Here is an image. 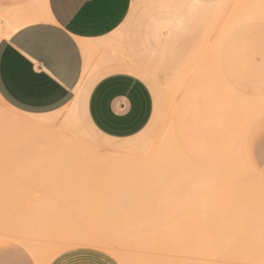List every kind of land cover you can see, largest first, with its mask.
<instances>
[{
	"label": "rangeland",
	"instance_id": "obj_1",
	"mask_svg": "<svg viewBox=\"0 0 264 264\" xmlns=\"http://www.w3.org/2000/svg\"><path fill=\"white\" fill-rule=\"evenodd\" d=\"M111 42L147 69L153 113L135 136H102L79 100L33 112L0 95V226L21 230L0 231V264H264V0H132ZM217 95L239 104L236 133L208 154L230 157L226 172L189 154ZM59 215L79 230L47 239Z\"/></svg>",
	"mask_w": 264,
	"mask_h": 264
},
{
	"label": "crops",
	"instance_id": "obj_2",
	"mask_svg": "<svg viewBox=\"0 0 264 264\" xmlns=\"http://www.w3.org/2000/svg\"><path fill=\"white\" fill-rule=\"evenodd\" d=\"M132 0H0V95L44 112L73 101L102 136L126 139L153 113L147 69L115 54ZM5 264H14L13 260Z\"/></svg>",
	"mask_w": 264,
	"mask_h": 264
},
{
	"label": "bare ground",
	"instance_id": "obj_3",
	"mask_svg": "<svg viewBox=\"0 0 264 264\" xmlns=\"http://www.w3.org/2000/svg\"><path fill=\"white\" fill-rule=\"evenodd\" d=\"M212 90H210V91H207V96L209 95L208 94V92L210 93ZM213 91H215V90H213ZM216 92H218L217 90H216ZM222 92V91H221ZM219 93V92H218ZM226 94V93H225ZM219 95V94H218ZM217 95V96H218ZM221 95V94H220ZM226 95H228V96H230L229 94H226ZM78 98H79V95L77 94V96H75V98L73 99V101L75 102V103H77V101H78ZM210 98V97H209ZM208 98V99H209ZM229 98V97H228ZM1 99V98H0ZM2 100V99H1ZM210 100V99H209ZM235 100V99H234ZM72 101V102H73ZM197 101H198V95H196V93L194 94L193 93V95L192 96H190L189 97V103L190 104H192V106L193 107H195L196 108V105H197ZM3 102V101H2ZM237 103H238V101H237ZM210 104V105H209ZM243 104V103H242ZM195 105V106H194ZM239 105V104H238ZM237 105V106H238ZM241 105V104H240ZM244 105V104H243ZM236 106V100L235 101H232V98L230 99V100H228L227 99V97H225V95L224 96H218V97H216L215 99H213L211 102L210 101H207V107H206V110H205V113H204V118H205V120L202 122V124H201V126L200 127H198L197 128V131L195 132V137L196 138H193V140L192 141H190L189 142V146H190V149H191V152L189 153V154H196L197 156H198V158H199V161L198 162H195V164L199 167V168H201V169H207V168H215V169H219L221 172L222 171H231V170H233L234 169V167H235V163H233L232 162V160H231V158L229 157V159H226L225 157H222V156H217V157H214V159H211L210 158V156L208 155V154H214V156H215V154H220V153H222L221 152V149H222V151L224 150V148H225V144H226V141H228L227 139L229 138V137H231L234 133H236V131H237V129H238V126H237V123L238 122H236V120H237V115H236V112H237V107ZM248 110V109H247ZM246 113V112H245ZM51 119H53V118H44V117H40V119H38V120H35V125L36 126H42V125H44V124H46V122L49 120H51ZM32 123V122H31ZM33 124V123H32ZM230 125V129L231 130H229V128H228V126ZM231 125H233V126H231ZM233 132V133H232ZM191 140V139H190ZM234 142V141H233ZM227 145H228V143H227ZM227 150V149H226ZM54 152V151H53ZM189 152V151H188ZM224 152V151H223ZM27 153V152H26ZM63 154V153H62ZM227 156V155H226ZM212 157V156H211ZM155 163V162H154ZM203 171V170H202ZM227 173H229V172H227ZM85 208H87V206L85 207ZM94 208H96V207H94ZM95 210H97V209H95ZM94 210V212H97V211H95ZM90 211H91V209H90ZM89 211V212H90ZM88 212V213H89ZM92 212H93V210H92ZM90 214H92L91 212H90ZM93 215V214H92ZM62 215H59L58 217L60 218ZM63 217V216H62ZM62 217H61V221H59V222H62V223H60V225L61 224H65V223H63L64 221H65V219L67 218V217H65L64 218V220H62ZM54 218V217H53ZM56 218V217H55ZM68 220H69V218H67ZM74 221H72V220H70V223H66V224H68L67 225V227L69 228V230H68V228H67V230H63V231H61L62 230V228L59 230V229H57L58 228V226H60L58 223H57V221L58 220H56V221H52V223L51 224H53L54 223V228L56 227V229L55 230H57V233L58 234H56L54 231H53V233H50L52 230H54V228L52 227V229H50L49 227H47L48 226V224L51 222V221H48L47 223L48 224H46L45 225V227L48 229V231L45 229V231H46V233H47V235H52V237L53 236H55V239L54 238H50V235H49V237L47 238V239H54V240H60V238H62L63 239V237H62V235H68V234H64V233H66L67 231L69 232V235H70V237H71V235L72 234H74V235H76L75 233H76V231H75V233H72L71 234V230L74 232V230L78 227V229H76L77 231L79 230V224L77 225V223L79 222L78 221V219H77V221H76V226L77 227H74L75 226V224L74 223H72V222H75V220H76V218L75 219H73ZM65 222H69V221H65ZM44 223V222H43ZM46 223V222H45ZM72 223V227H73V229H72V227L70 226V224ZM55 224H58V226L56 225L55 226ZM66 224L64 225L65 227H66ZM9 226V227H8ZM50 226V225H49ZM64 226H62V227H64ZM70 226V227H69ZM61 227V226H60ZM11 228V229H10ZM12 228H14V229H12ZM71 228V229H70ZM5 229H7L6 231H5ZM19 229V228H18ZM38 229V228H37ZM43 229V230H44ZM63 229H65V228H63ZM12 230H14L13 232H11ZM39 230H42V228L41 229H39ZM49 230H51V231H49ZM60 231V233H59V231ZM0 231L1 232H3V231H5V232H3V233H7V234H15L16 232L18 233V232H20L21 230H17V228L16 227H14V226H12V225H7V226H0ZM66 231V232H65ZM63 232V233H62ZM21 233V232H20ZM20 233H18V234H20ZM42 233V232H41ZM44 233V232H43ZM55 234V235H54ZM61 234V235H60ZM47 235H46V237H47ZM57 236H60V238L58 237V239L56 238ZM73 236V235H72ZM77 236H79V234H78V232H77ZM76 236V237H77ZM87 236V235H86ZM91 236V235H90ZM95 236V238L97 239V237L96 236H99V235H92L91 237H94ZM105 236H109V235H105ZM36 238H34V240L35 241H37V242H35V241H33V242H35V244L34 243H31V241L29 242L30 244H32L31 246H32V248L34 249H36V251H40V250H42L41 248H44L45 246H43V247H41L40 249L37 247L36 248V244H38L40 241H41V243H42V241L44 240L45 242H47V244H48V242H50L51 240H47L46 238H45V235H43V237L41 236V239L39 238L40 237V235L38 236H35ZM37 237H38V239H40L39 241H38V239H37ZM85 237V236H84ZM84 237H83V239H84ZM89 238V239H92V238ZM103 237H104V235H103ZM117 237V236H116ZM42 238H43V240H42ZM45 238V239H44ZM85 238H87V237H85ZM105 238V237H104ZM103 238V239H104ZM110 238H112V237H110ZM109 238V239H110ZM65 239V238H64ZM68 239H69V236H68ZM78 239V238H77ZM82 239V240H83ZM100 239H101V237H100ZM108 238H106V240H107ZM108 239V240H109ZM115 239V238H114ZM113 239V240H114ZM119 239V238H118ZM47 240V241H46ZM80 240V239H79ZM112 240V239H111ZM121 240V239H120ZM123 240H124V237H123ZM122 240V241H123ZM75 241V240H74ZM96 241V240H95ZM122 241H120V243L122 242ZM105 242V241H104ZM113 242H116V240L115 241H112V242H110V243H113ZM117 242H118V240H117ZM116 242V243H117ZM125 242H126V239H125ZM119 243V242H118ZM119 243V245H121ZM122 243H124V242H122ZM114 245H115V243H113ZM33 245L35 246V247H33ZM45 245V244H44ZM118 245V244H117ZM116 245V246H117ZM38 246L40 247L41 245H39L38 244ZM115 246V247H116ZM124 246H125V244L123 245V249L125 250V248H124ZM113 247V246H112ZM121 247V246H120ZM48 248V247H47ZM117 249H119L118 247H116ZM35 249H34V251H35ZM39 249V250H38ZM46 248H44V250H45ZM48 249H51V247L50 248H48ZM47 250V249H46ZM121 252H122V249L120 248L119 249ZM48 251V250H47ZM116 251V250H115ZM118 251V250H117ZM41 252V251H40ZM39 252V253H40ZM123 252H125V251H123ZM122 252V253H123ZM37 253V252H36ZM36 253H35V255H36ZM42 253H44L45 254V251H43L42 250ZM116 253V252H115ZM120 253V252H119ZM121 253V254H122ZM127 253H129L128 252V249L126 248V252H125V254H127ZM125 254H123V256H124V259H126V258H128V256H125ZM39 255V254H38ZM38 255H36V256H38ZM116 255H117V253H116ZM119 255V254H118ZM184 256V255H183ZM182 255L180 256V257H183ZM185 256H187V255H185ZM40 257V256H39ZM179 257V258H180ZM176 258V257H175ZM175 258H173L174 260H175ZM129 259V258H128ZM128 259L126 260L127 261V263L128 262H130V261H128ZM166 259V258H165ZM165 259H161L162 261V263L164 264V262H166V260ZM172 259V258H171ZM171 259L169 258H167V262H169V261H171ZM172 259V260H173ZM177 259L178 258H176V260L175 261H177ZM187 259V258H186ZM190 258H188V261H191V260H189ZM129 260H131V263L130 264H135L134 262H136L135 260H133L132 258H130ZM163 260H165L164 262H163ZM183 260H184V257H183ZM132 261H134V262H132ZM174 261V262H175ZM180 261H181V259H180ZM188 261L186 260L185 261V263L187 262L188 263ZM142 262V261H141ZM156 262V263H155ZM155 262H152L153 264H160L161 262H160V259H159V261L157 262V260L155 261ZM166 262V264H172L173 263V261H172V263H167ZM126 263V262H125ZM190 263V262H189ZM136 264H140V261L139 262H136ZM142 264H143V262H142ZM173 264H176V263H173ZM178 264V263H177ZM190 264H193V262L191 261V263Z\"/></svg>",
	"mask_w": 264,
	"mask_h": 264
}]
</instances>
